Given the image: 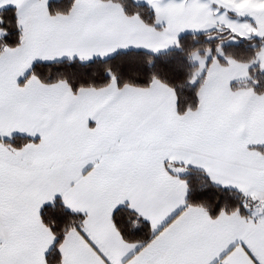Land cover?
Masks as SVG:
<instances>
[{
    "label": "snow or ice",
    "instance_id": "6c2138e0",
    "mask_svg": "<svg viewBox=\"0 0 264 264\" xmlns=\"http://www.w3.org/2000/svg\"><path fill=\"white\" fill-rule=\"evenodd\" d=\"M0 264H264V0H0Z\"/></svg>",
    "mask_w": 264,
    "mask_h": 264
}]
</instances>
